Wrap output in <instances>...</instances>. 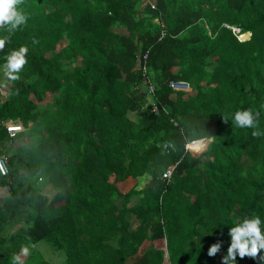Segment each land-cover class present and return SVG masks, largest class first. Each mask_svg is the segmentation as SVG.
<instances>
[{"label": "trees", "instance_id": "obj_1", "mask_svg": "<svg viewBox=\"0 0 264 264\" xmlns=\"http://www.w3.org/2000/svg\"><path fill=\"white\" fill-rule=\"evenodd\" d=\"M18 8L25 24L0 28V65L28 48L18 80L0 70V264L39 242L63 253L56 264H221L229 228L264 220V0ZM243 110L254 127L236 126ZM5 121L23 131L10 137ZM198 138L206 146L186 151ZM128 180L137 185L122 192ZM32 251L39 258L25 264H52ZM235 259L264 264L260 252Z\"/></svg>", "mask_w": 264, "mask_h": 264}, {"label": "clouds", "instance_id": "obj_2", "mask_svg": "<svg viewBox=\"0 0 264 264\" xmlns=\"http://www.w3.org/2000/svg\"><path fill=\"white\" fill-rule=\"evenodd\" d=\"M20 3L21 0H0V28L8 33L16 30L18 26L24 25L27 20L25 13L18 8ZM8 39V36H0V49L5 47ZM27 52L28 48L21 45L4 58L0 70L3 71L9 81L19 79V73L27 63ZM233 119L236 126L240 128L255 126L252 113L248 110L237 111ZM228 235L230 243L227 247V255L221 257V264H237L236 256L256 258L258 252L264 255V220L258 215L245 217L235 223L229 228ZM219 248V242L210 245L207 249V255L214 256ZM21 252L27 255L28 248H21Z\"/></svg>", "mask_w": 264, "mask_h": 264}, {"label": "built area", "instance_id": "obj_3", "mask_svg": "<svg viewBox=\"0 0 264 264\" xmlns=\"http://www.w3.org/2000/svg\"><path fill=\"white\" fill-rule=\"evenodd\" d=\"M227 28L229 26L225 25ZM232 30L237 31V29L232 28ZM239 39L241 37L239 36ZM145 58V55L143 56V59ZM169 85L172 87L173 90L175 91H180V92H189L190 87L188 86L187 83L184 82H170ZM149 92H153L154 86L152 84L148 85ZM155 110V107H154ZM3 125L6 128V131L10 137H14L17 133L23 131V126L21 125L20 122H11V121H5L3 122ZM198 143L197 148H193L191 145ZM208 143V140L206 138H198V139H193L190 141H187L185 144V150L190 152L191 154H195L200 152ZM0 173L1 174H6L7 173V154H2L0 155ZM171 170L168 169L166 173L163 174V177L169 179L170 177Z\"/></svg>", "mask_w": 264, "mask_h": 264}, {"label": "rangeland", "instance_id": "obj_4", "mask_svg": "<svg viewBox=\"0 0 264 264\" xmlns=\"http://www.w3.org/2000/svg\"><path fill=\"white\" fill-rule=\"evenodd\" d=\"M248 36L246 35V37L245 38H247ZM245 38H242V39H245ZM5 87H3V89H4ZM51 101V97H50V95L49 94H47V96H46V99H45V102H50ZM146 181H142V182H140L139 184H138V188H141L142 186H143V184L145 183ZM133 185H137L136 183H135V181H133V180H128L127 182H124V183H122V184H118V187L121 189V191L122 192H125V191H127L128 189H130ZM43 243H45V242H43ZM45 244H47V243H45ZM49 245V244H48ZM155 245L157 246V247H162V248H164V246H163V242H161V241H159V242H155ZM49 247H50V249H52V252H51V254L50 255H46V253L45 252H43L42 251V253H41V251H40V246L38 245V244H36L35 246H33L32 248H31V250L33 249V250H35L39 255H40V257L42 258V259H47V260H49V262H51L52 264H56V263H59L60 261H62V259H63V253L60 251V250H57L56 249V251H57V253H55L54 252V248H53V246H50L49 245ZM40 251V252H39ZM49 252V253H50ZM24 254V253H23ZM164 264H167V262H165Z\"/></svg>", "mask_w": 264, "mask_h": 264}, {"label": "crops", "instance_id": "obj_5", "mask_svg": "<svg viewBox=\"0 0 264 264\" xmlns=\"http://www.w3.org/2000/svg\"><path fill=\"white\" fill-rule=\"evenodd\" d=\"M13 149H12V147L10 146L8 149H7V153H10L11 151H12ZM45 190H50L49 188H47V189H45ZM8 193L5 191H2V192H0V201H4L8 196ZM21 225V223H18L16 226H13L12 227V229H11V231H14V230H16L19 226ZM39 246H40V251H41V253H42V251L43 252H45L46 253V255L48 256V255H50L51 254V252H52V249H50V247H49V245L48 244H45V243H43V242H39V243H37ZM51 246V245H50ZM54 248V247H53ZM54 250V252L55 253H57V251H56V248H54L53 249ZM39 251V252H40ZM51 251V252H50ZM50 252V253H49ZM32 253H33V251L31 250V252L30 253H28L27 255H25V254H21V255H19V257H17V258H15V263L16 264H25V263H27L28 261H31V260H33L35 257H37V258H39V256H37V255H32ZM44 260H46V261H48L49 262V260H47V259H44ZM51 263V262H50ZM127 264H132V259H129L128 260V262H127Z\"/></svg>", "mask_w": 264, "mask_h": 264}]
</instances>
